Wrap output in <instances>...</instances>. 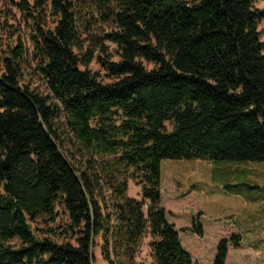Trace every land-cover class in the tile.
Returning <instances> with one entry per match:
<instances>
[{
  "label": "trees",
  "instance_id": "16d2710c",
  "mask_svg": "<svg viewBox=\"0 0 264 264\" xmlns=\"http://www.w3.org/2000/svg\"><path fill=\"white\" fill-rule=\"evenodd\" d=\"M12 1L32 19L33 59L49 92L25 81L22 39L8 44L0 55V264H95L98 237L108 264H143L147 234L149 264H199L167 219L161 165L264 161L260 0H92L115 25L106 37L119 59H102L107 82L88 67L94 54L75 0ZM48 13L54 27L41 24ZM131 179L141 199L129 195ZM60 209L61 233L49 226ZM193 230L203 234L201 222ZM241 239H221L213 264H226Z\"/></svg>",
  "mask_w": 264,
  "mask_h": 264
},
{
  "label": "rangeland",
  "instance_id": "374dc122",
  "mask_svg": "<svg viewBox=\"0 0 264 264\" xmlns=\"http://www.w3.org/2000/svg\"><path fill=\"white\" fill-rule=\"evenodd\" d=\"M75 5L85 49L94 54L88 67L99 79L111 81L113 77L102 59H119L117 44L106 37L115 25L111 19H104L92 0H75ZM256 6L264 8V1H257ZM41 24L54 27L53 16L48 13ZM259 29L264 40V20L260 21ZM33 33L32 19L12 0H0V55L8 44L21 38L29 54L24 79L38 91L47 94L48 86L36 71L33 59ZM102 46L106 47V52ZM2 69L0 62V72ZM67 147L81 157L75 147L70 144ZM161 170V192L167 219L180 231L182 244L190 251L194 261L213 264L220 240L237 233L241 235V244L229 246L226 264H264V161L168 158L162 161ZM128 193L142 198L141 186L133 179L129 181ZM59 211L61 215L57 223L49 226L60 232L61 226L67 222V216L62 209ZM194 219L201 222L203 234L194 232ZM44 226V222L41 223V227ZM149 242L150 235L147 234L140 243L137 255L140 263L149 264L152 260ZM93 251L95 264H108L102 255L101 237L96 239Z\"/></svg>",
  "mask_w": 264,
  "mask_h": 264
}]
</instances>
